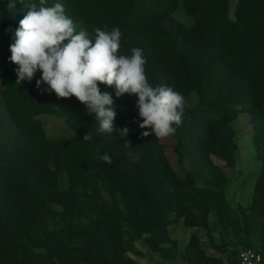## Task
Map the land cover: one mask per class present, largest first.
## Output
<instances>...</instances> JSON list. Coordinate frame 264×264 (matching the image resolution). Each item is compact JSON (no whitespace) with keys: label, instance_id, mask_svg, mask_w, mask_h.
<instances>
[{"label":"rangeland","instance_id":"obj_1","mask_svg":"<svg viewBox=\"0 0 264 264\" xmlns=\"http://www.w3.org/2000/svg\"><path fill=\"white\" fill-rule=\"evenodd\" d=\"M8 3L0 264H239L245 248L264 257V0H46L90 36L119 28L118 55L142 49L149 83L184 96L182 123L164 139L143 136L137 97L116 98L114 87L98 85L115 100V124L129 128L124 138L98 133L75 97L37 88L39 71L16 83L9 46L28 9ZM155 6L164 17L152 21ZM105 153L111 165L98 159Z\"/></svg>","mask_w":264,"mask_h":264},{"label":"clouds","instance_id":"obj_2","mask_svg":"<svg viewBox=\"0 0 264 264\" xmlns=\"http://www.w3.org/2000/svg\"><path fill=\"white\" fill-rule=\"evenodd\" d=\"M17 3L28 10L14 30L9 46V60L17 65L16 83L31 82L39 71L37 88L45 84V91L54 92L58 98L75 97L99 123L98 133L118 132L124 138L129 128L115 124V100L111 93H102L98 85L114 87L116 98L124 94L137 97L140 127L150 129L143 136L164 139L176 133L184 115V96L170 86L149 83L142 49H131L130 56L118 55L122 37L119 28L107 31L98 27L93 37L83 29L77 31L60 3L48 7L46 0H39V6L32 0H9L8 10L13 11ZM83 140H93V136L88 133ZM123 144L133 147L127 139ZM127 155L133 162L138 159V154ZM98 159L112 163L107 153Z\"/></svg>","mask_w":264,"mask_h":264},{"label":"built area","instance_id":"obj_3","mask_svg":"<svg viewBox=\"0 0 264 264\" xmlns=\"http://www.w3.org/2000/svg\"><path fill=\"white\" fill-rule=\"evenodd\" d=\"M238 261L239 264H264V257L254 248H245L239 252Z\"/></svg>","mask_w":264,"mask_h":264},{"label":"trees","instance_id":"obj_4","mask_svg":"<svg viewBox=\"0 0 264 264\" xmlns=\"http://www.w3.org/2000/svg\"><path fill=\"white\" fill-rule=\"evenodd\" d=\"M156 8V6L154 7V8H152V9H155ZM164 16L163 15H161V13H160V11L156 8L155 10H153V14H152V21H156V20H159V19H162ZM219 18V17H218ZM144 19V18H143ZM221 21H223V22H221ZM220 22L221 23H219L216 27H219V26H223V28H224V24L228 21V20H221ZM148 20H146V22H142V24H141V29H143L144 27H145V25L146 24H148ZM217 22V21H216ZM140 26V25H139ZM147 26V25H146ZM252 63V62H251ZM253 64V63H252ZM254 65V64H253ZM254 73L255 74H257V72H256V69H254ZM256 100H259L260 101V99H258V97H256ZM262 101H264V94L262 95V98H261V101L260 102H262Z\"/></svg>","mask_w":264,"mask_h":264}]
</instances>
